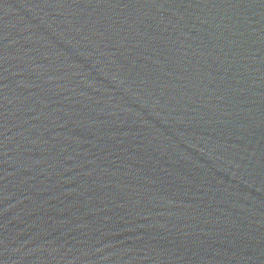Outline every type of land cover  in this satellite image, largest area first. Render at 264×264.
<instances>
[{
	"label": "water",
	"instance_id": "obj_1",
	"mask_svg": "<svg viewBox=\"0 0 264 264\" xmlns=\"http://www.w3.org/2000/svg\"><path fill=\"white\" fill-rule=\"evenodd\" d=\"M0 264H264V0H0Z\"/></svg>",
	"mask_w": 264,
	"mask_h": 264
}]
</instances>
